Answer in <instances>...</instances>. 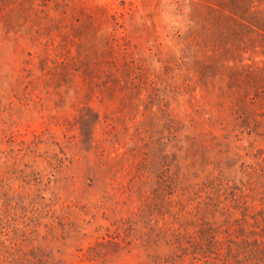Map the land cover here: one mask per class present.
<instances>
[{"label":"rangeland","instance_id":"rangeland-1","mask_svg":"<svg viewBox=\"0 0 264 264\" xmlns=\"http://www.w3.org/2000/svg\"><path fill=\"white\" fill-rule=\"evenodd\" d=\"M252 1L0 0V264H264Z\"/></svg>","mask_w":264,"mask_h":264},{"label":"trees","instance_id":"trees-1","mask_svg":"<svg viewBox=\"0 0 264 264\" xmlns=\"http://www.w3.org/2000/svg\"><path fill=\"white\" fill-rule=\"evenodd\" d=\"M227 17H234L233 15H228ZM234 20L243 28L251 31V33H255L259 37L264 39V8L258 7L252 1L251 4L246 8V13L242 15H237L234 17ZM204 40V37H203ZM202 40V43H203ZM208 43H214L220 45L221 40L216 41H206ZM252 41L257 42L256 39H252ZM256 48V44L252 43ZM199 50V47L197 48ZM205 50V49H204ZM199 56V55H198ZM256 64V63H255ZM196 73L198 75V79L196 81V87H204L206 90H211L212 93H216V80L217 77L222 80V76H227V72H220V67L222 66L220 62H216V60L211 59L210 56L205 55L198 58L196 62ZM229 65V64H226ZM249 66V65H246ZM232 69V67H227ZM226 68V69H227ZM232 75H228L229 80H235L237 78V82L241 84V90L247 94L249 99L255 100H263L264 99V67L256 65L255 69L250 70L245 76L243 75V71H236L231 73ZM245 78H244V77ZM243 83H247L249 88L243 86ZM248 89V90H247ZM251 93H247L250 92ZM223 92V91H221ZM227 92H225L226 94ZM253 96V97H251ZM257 103V102H256Z\"/></svg>","mask_w":264,"mask_h":264}]
</instances>
